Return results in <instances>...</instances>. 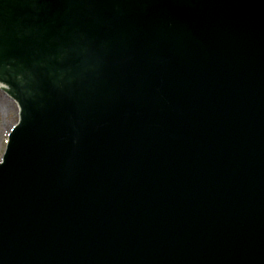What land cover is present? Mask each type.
<instances>
[{"label": "water", "instance_id": "obj_1", "mask_svg": "<svg viewBox=\"0 0 264 264\" xmlns=\"http://www.w3.org/2000/svg\"><path fill=\"white\" fill-rule=\"evenodd\" d=\"M0 83V264H264V0H0Z\"/></svg>", "mask_w": 264, "mask_h": 264}, {"label": "rangeland", "instance_id": "obj_2", "mask_svg": "<svg viewBox=\"0 0 264 264\" xmlns=\"http://www.w3.org/2000/svg\"><path fill=\"white\" fill-rule=\"evenodd\" d=\"M2 85L0 84V93ZM16 101L13 96L0 94V163L5 139L11 134L14 123H19Z\"/></svg>", "mask_w": 264, "mask_h": 264}]
</instances>
